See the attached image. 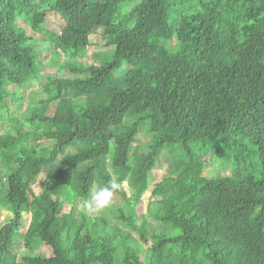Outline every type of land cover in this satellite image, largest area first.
Here are the masks:
<instances>
[{"label": "trees", "instance_id": "16d2710c", "mask_svg": "<svg viewBox=\"0 0 264 264\" xmlns=\"http://www.w3.org/2000/svg\"><path fill=\"white\" fill-rule=\"evenodd\" d=\"M131 1L0 0V204L10 213L0 264H264V0H139L128 9ZM48 12L64 22L48 40L68 77L47 76L44 97L22 110L16 89L39 67L16 21L42 34ZM98 27L113 52L85 65ZM143 129L149 143L133 147ZM234 147L241 178L201 176L210 153ZM166 149L174 157L148 208L162 230L149 238L134 208ZM110 181L121 185L113 217L137 239L75 210ZM15 236L51 256L17 263Z\"/></svg>", "mask_w": 264, "mask_h": 264}, {"label": "rangeland", "instance_id": "374dc122", "mask_svg": "<svg viewBox=\"0 0 264 264\" xmlns=\"http://www.w3.org/2000/svg\"><path fill=\"white\" fill-rule=\"evenodd\" d=\"M138 2L139 0H132L130 3L127 4L128 9L136 5ZM16 26L21 28L26 33V35L30 37L31 41L29 42V44L36 52L39 67L38 79L36 81H33L32 83L24 86L23 88L16 89L17 94L21 96L23 102L22 110H25V108L37 103L39 99H42L44 97L45 94L42 85L47 76H54L56 78L68 77V74L56 67V62L54 59L57 58V54L54 53L52 45L48 40L49 34H60L64 26V22L61 17L56 13L48 12L46 15L45 23L43 25L44 32L42 34L32 33L28 25L22 19H17ZM89 42L90 44L82 60L83 64L98 66L101 61L109 60L113 52V46L111 44L110 39L102 34V29L100 27L93 31V33L89 36ZM171 46L173 47V44ZM126 70L127 65L125 63H122L120 68L113 72L114 78H119ZM66 96H69V94L66 93ZM82 101L83 100L81 99L78 102ZM7 105L10 115H12L13 117H18L20 115L15 112L14 108L10 106L9 102L7 103ZM51 111L52 109H50V112ZM1 112L3 111L0 110V133L7 126L5 116ZM149 141L150 136L143 129L137 135L136 140L133 143V147L143 148L149 143ZM245 145L248 148L249 152H252L253 148L250 146V144L246 142ZM190 147L192 149L197 150L199 148V145H190ZM210 154L208 155L209 158L206 160V164L201 172L202 177L206 179L217 177H233L235 179H239L245 173V171H243L239 167L238 151L236 147L232 148L230 153H225L223 151L220 156H210ZM173 157L174 153L169 149L164 150L158 156L155 168L151 172V183L148 189L141 196L140 202L134 208L138 216V219L136 220V225H140L145 219V226L147 228V231L149 232V238L150 235L152 236L153 234L159 233L162 230L161 224L154 220L153 217H150L148 215V208L150 207L152 202L151 192L153 188L166 176V169L172 162ZM44 181L45 172H42L35 178L33 184H31V190L34 194H38L40 192L41 185ZM4 186L5 184L3 183V189ZM122 187L126 195L130 196V190L128 189L127 184L124 183ZM117 201L118 200L116 198L113 199L109 206L98 211L86 209L82 203H76L75 210L77 213L79 211H83L88 217H102L107 221L108 229L112 227H117L122 232L129 234L134 239H137V237L133 233L125 230L114 219L111 208L112 206H116L118 204ZM69 210L70 208L67 205H63L62 212H68ZM9 219V211H7L3 204H0V228L4 224H6ZM29 221L30 215L24 212L22 215V227L19 231L21 235L25 234L29 225ZM10 250L14 252L17 256V263H21L20 259L24 256H38L42 258H48L52 254L50 248L41 245L39 242H23V239L18 236H15L13 238V241L10 245Z\"/></svg>", "mask_w": 264, "mask_h": 264}, {"label": "clouds", "instance_id": "9594fccd", "mask_svg": "<svg viewBox=\"0 0 264 264\" xmlns=\"http://www.w3.org/2000/svg\"><path fill=\"white\" fill-rule=\"evenodd\" d=\"M120 183L110 181L106 186L101 187L90 194V196L83 201L86 209L101 210L109 206L113 200L114 194L120 188Z\"/></svg>", "mask_w": 264, "mask_h": 264}]
</instances>
